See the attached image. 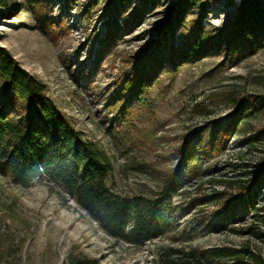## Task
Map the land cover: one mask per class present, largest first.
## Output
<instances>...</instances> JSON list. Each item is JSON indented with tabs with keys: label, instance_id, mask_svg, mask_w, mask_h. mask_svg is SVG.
I'll return each instance as SVG.
<instances>
[{
	"label": "rangeland",
	"instance_id": "rangeland-1",
	"mask_svg": "<svg viewBox=\"0 0 264 264\" xmlns=\"http://www.w3.org/2000/svg\"><path fill=\"white\" fill-rule=\"evenodd\" d=\"M10 1L0 46L112 158L107 182L119 194L153 196L193 134L208 143L239 107L244 117L222 150L184 172L167 230L141 245L113 239L46 177L22 187L0 175V264H181L220 246L264 257V188L258 210L238 206L217 223L224 200L264 169V42L226 49L235 4L189 0L176 17L177 0ZM141 73L139 92L120 89Z\"/></svg>",
	"mask_w": 264,
	"mask_h": 264
},
{
	"label": "trees",
	"instance_id": "trees-1",
	"mask_svg": "<svg viewBox=\"0 0 264 264\" xmlns=\"http://www.w3.org/2000/svg\"><path fill=\"white\" fill-rule=\"evenodd\" d=\"M188 1L177 0L176 17ZM224 1L235 4L226 31V49L237 52L264 42V0ZM10 9V0H0V16ZM146 75L130 77L121 82L120 89L132 94L139 92L147 81ZM243 117V107H239L225 131L213 130L208 143L199 134H193L190 143L179 149V161L153 196L122 195L107 182L113 169L112 158L96 142L83 137L50 97L46 84L0 46V175L22 187L46 177L60 187L64 198L70 196L101 230L118 241L141 245L163 234L174 213L173 197L184 184V172L201 165L209 154L222 150L230 130ZM261 188L264 169L250 181H241L238 193L224 200L217 223L233 222L238 206L250 214L258 210ZM64 264L99 263L87 256H68ZM181 264H264V257L248 246H220L192 252Z\"/></svg>",
	"mask_w": 264,
	"mask_h": 264
},
{
	"label": "clouds",
	"instance_id": "clouds-1",
	"mask_svg": "<svg viewBox=\"0 0 264 264\" xmlns=\"http://www.w3.org/2000/svg\"><path fill=\"white\" fill-rule=\"evenodd\" d=\"M216 23L218 24V23H219V21H216Z\"/></svg>",
	"mask_w": 264,
	"mask_h": 264
}]
</instances>
